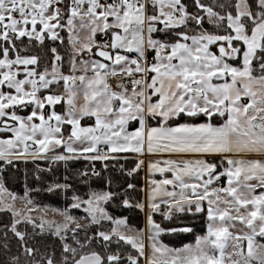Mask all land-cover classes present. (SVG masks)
I'll list each match as a JSON object with an SVG mask.
<instances>
[{
	"label": "snow or ice",
	"instance_id": "obj_1",
	"mask_svg": "<svg viewBox=\"0 0 264 264\" xmlns=\"http://www.w3.org/2000/svg\"><path fill=\"white\" fill-rule=\"evenodd\" d=\"M48 40L68 50L67 72L55 46L49 64L29 54ZM85 118L94 124L82 126ZM128 152L158 157L149 172L164 178L151 181L145 202L127 190L73 193L70 208L85 215L60 210L62 222L37 223L0 182V211L11 212L26 257L11 264H264V159L245 158L264 157V0H0V161L84 159L99 177L95 162L106 170L113 154ZM117 200L145 214L144 229L109 213ZM179 213L204 214L207 230L194 245L170 248L163 234L193 228H165L154 216L175 223ZM22 223L39 230L33 239L58 238L59 251L30 245ZM121 241L136 255L122 259ZM93 245L100 251H84Z\"/></svg>",
	"mask_w": 264,
	"mask_h": 264
},
{
	"label": "trees",
	"instance_id": "obj_2",
	"mask_svg": "<svg viewBox=\"0 0 264 264\" xmlns=\"http://www.w3.org/2000/svg\"><path fill=\"white\" fill-rule=\"evenodd\" d=\"M191 6V0H187ZM203 3L212 6L214 4L226 3L227 0H202ZM191 10V8H190ZM219 11L220 9H216ZM205 27L209 30H214L213 26L205 24ZM53 45L46 41L44 46L37 45L30 51L29 54L38 55L41 57L42 63L44 59H48L50 56L49 48ZM62 109V110H61ZM47 110V109H46ZM56 111L63 112V105H57ZM198 122H204L201 118ZM214 123H221L222 121L213 118ZM135 125V124H130ZM66 127V126H65ZM67 136V133H65ZM57 153H62L63 149H57ZM52 155V153H49ZM119 157L115 160H109L107 162L108 167L105 170L102 162H95L94 167L97 171L101 172V176H92L91 168L92 164L84 159H74L67 162L59 161L52 162L47 159H35V160H19L14 161L13 165H5L0 161V181L4 184V187L8 192L17 196H25L32 201V204L39 207H47L53 210H65L68 209L70 213L77 217H83L85 214L79 209H71L72 203L71 197L73 193L81 197L86 198V194L91 190L95 191H111L124 193L127 190L130 194V199L133 203L143 200V169L140 166L136 168L138 164L137 159L132 154H117ZM218 159V158H217ZM51 169L50 171L48 169ZM43 170V171H39ZM88 170L89 176L88 183H84L86 177L81 176V173ZM131 173V174H129ZM39 174L42 179L37 181L35 176ZM67 177V180L65 179ZM108 181H111L109 186ZM67 183L72 187L66 192L64 190L48 191V188L55 184ZM135 186L134 189H128V185ZM110 214L118 218H126L127 223L133 229H142L144 224V214L137 208H123L119 205V200L116 204L109 203L105 205ZM154 219L162 224V227H179L190 226L193 228L191 233H176V234H163L160 237L162 243L170 248H182L185 244H195V238L198 235H204L207 230L206 216L204 214L193 213H179L172 221L164 220L159 214L154 216ZM12 222V215L10 212L0 211V264H11L12 258L19 256L23 262L26 260L23 254L22 248L18 243L17 238L11 233L10 227ZM106 226V224H105ZM18 228L21 231H27L29 235V244L40 249L41 252L51 247H56L59 251V241L55 236L45 233L42 237L37 236L35 239L32 237L34 231L31 225L20 224ZM5 233H7V241H5ZM81 239L83 234L81 233ZM258 240L264 243V240ZM7 243L8 248H4V244ZM97 250L100 251L98 246H91L84 249L85 252ZM112 251L116 250V245L112 246ZM131 253L136 255L135 251L130 246L124 245L121 241V254ZM141 264H144L141 258Z\"/></svg>",
	"mask_w": 264,
	"mask_h": 264
},
{
	"label": "rangeland",
	"instance_id": "obj_3",
	"mask_svg": "<svg viewBox=\"0 0 264 264\" xmlns=\"http://www.w3.org/2000/svg\"><path fill=\"white\" fill-rule=\"evenodd\" d=\"M61 35L65 36V39H67V34L66 33H61ZM98 39H99V37H98ZM48 41L53 46L57 47L58 53L60 55H62V56L65 57V68H64V70H65V72H67V56H68V50L64 46L59 45L58 43H55L54 44L52 41H50V40H48ZM50 48H49V54H50V56L48 57V59H45L43 57V59L45 60L44 61V64H49L51 62L52 58H53V54L51 53ZM60 91L62 92V89H60ZM78 103H83L82 97L78 101ZM64 108H65V106L63 105V111H64ZM21 114H24V113H21ZM93 124H94V119L90 120L88 118H85L84 120L81 121V125L82 126H85V127L90 126V125H93ZM65 126H64L65 129H66L65 133H67V135H68L70 133L71 126L70 125H65ZM28 160H33V159L29 158ZM5 195H7V194H5ZM13 195H15V194H13ZM15 196L18 197V199L15 201V207L17 208V210H20L24 214L31 215L33 218L36 219L37 223H39L40 217H43V218H45L47 220H50V221L51 220H54V221H57V222H62V218L58 214H56L58 211L57 210L50 209V208H47V207H39V206H35V205L32 204V205H29L27 207H34L35 210H33V211H31L29 213L27 211L26 202H25L24 199H22L25 196H22V197L21 196H17V195H15ZM8 202L11 203L12 201L9 199ZM12 219H13V217H12ZM109 227H110V225H108L106 223L105 230H107ZM146 252H148V254L150 255L151 254V249L150 248H146Z\"/></svg>",
	"mask_w": 264,
	"mask_h": 264
},
{
	"label": "crops",
	"instance_id": "obj_4",
	"mask_svg": "<svg viewBox=\"0 0 264 264\" xmlns=\"http://www.w3.org/2000/svg\"><path fill=\"white\" fill-rule=\"evenodd\" d=\"M131 124H135V125H132V126L129 125L128 131H134L138 127V124L136 122H132ZM117 154H121V153H117ZM117 154H113V155H117ZM125 154H132L137 159V162L138 163H139V160L140 159H143L144 160V164L141 165V167L143 169V188H142V191H143V200H142V202H145V200H146V193H147L148 189L151 187V181L152 180L159 181V180H161V179L164 178L158 172H156V173H150L149 172V168H148L149 162L156 160L158 157H156V156H149L147 153H145V155H143V156H140L139 154L132 153V152H128V153H125ZM163 158H167V157H163ZM172 158L173 159H180L181 157L173 156ZM245 158H248V159H264V157H260V156H256V155H249V156H246ZM165 175L168 176V178H171L170 173L165 174ZM222 181H223V178H222ZM145 225H146V217H145V214H144V224H143V228L142 229L145 228ZM148 242L149 241H147V239H146L145 240L146 245L148 244ZM141 258L143 259L144 264H146L145 258H143V257H141Z\"/></svg>",
	"mask_w": 264,
	"mask_h": 264
},
{
	"label": "built area",
	"instance_id": "obj_5",
	"mask_svg": "<svg viewBox=\"0 0 264 264\" xmlns=\"http://www.w3.org/2000/svg\"><path fill=\"white\" fill-rule=\"evenodd\" d=\"M129 254H131V253H129ZM129 254H121V258L122 259H125ZM133 255V254H132Z\"/></svg>",
	"mask_w": 264,
	"mask_h": 264
}]
</instances>
